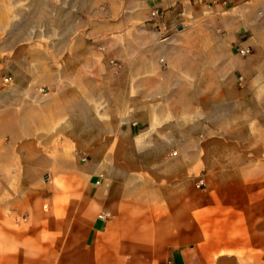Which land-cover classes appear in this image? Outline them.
<instances>
[{
	"label": "crops",
	"instance_id": "obj_1",
	"mask_svg": "<svg viewBox=\"0 0 264 264\" xmlns=\"http://www.w3.org/2000/svg\"><path fill=\"white\" fill-rule=\"evenodd\" d=\"M236 244H264V0H0V264Z\"/></svg>",
	"mask_w": 264,
	"mask_h": 264
},
{
	"label": "rangeland",
	"instance_id": "obj_2",
	"mask_svg": "<svg viewBox=\"0 0 264 264\" xmlns=\"http://www.w3.org/2000/svg\"><path fill=\"white\" fill-rule=\"evenodd\" d=\"M160 8L158 9L162 12ZM20 221L24 220L18 219L15 223L19 224ZM220 255L227 259L223 261L219 258L217 264H264V244H236L235 249L225 250Z\"/></svg>",
	"mask_w": 264,
	"mask_h": 264
},
{
	"label": "built area",
	"instance_id": "obj_3",
	"mask_svg": "<svg viewBox=\"0 0 264 264\" xmlns=\"http://www.w3.org/2000/svg\"><path fill=\"white\" fill-rule=\"evenodd\" d=\"M223 3H225V1H223ZM161 13L162 12L158 8H155V9L151 10L150 15H151V17L154 18V17L160 16ZM238 52H239L240 55L246 56V55L249 54L250 50H249V48H241V49H239ZM109 64L112 65L116 70L121 68V64H119V63H117V62H115L113 60H110ZM11 80H12L11 77L5 76V77H3L2 82L5 83V84H9V83H11ZM46 178H48V175H46ZM204 185H205V182H204V178L203 177H199L196 180V182H195V186L197 188H202V187H204ZM107 216H108V213H106V212H104L103 214L99 215L100 218H105Z\"/></svg>",
	"mask_w": 264,
	"mask_h": 264
}]
</instances>
